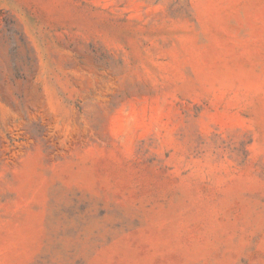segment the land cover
Returning <instances> with one entry per match:
<instances>
[{"label":"rangeland","instance_id":"rangeland-1","mask_svg":"<svg viewBox=\"0 0 264 264\" xmlns=\"http://www.w3.org/2000/svg\"><path fill=\"white\" fill-rule=\"evenodd\" d=\"M0 264H264V0H0Z\"/></svg>","mask_w":264,"mask_h":264}]
</instances>
